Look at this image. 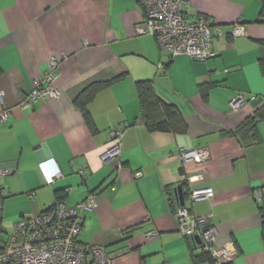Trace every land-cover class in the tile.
Instances as JSON below:
<instances>
[{"label": "crops", "instance_id": "crops-1", "mask_svg": "<svg viewBox=\"0 0 264 264\" xmlns=\"http://www.w3.org/2000/svg\"><path fill=\"white\" fill-rule=\"evenodd\" d=\"M187 12L224 28L215 58H169L154 37L137 35L139 0H0V111H10L0 126V171L9 173L0 176L3 239L59 196L75 207L94 195L81 244L103 247L113 264H194L202 252L175 218L182 186L190 213H212L217 243L236 249L231 264H264V118L247 123L264 114V0H190ZM236 23L245 33L231 37ZM53 59L60 96L24 107ZM144 82L176 110L170 129H152L142 112L136 86ZM95 83L105 86L87 104V122L77 100ZM239 96L245 102L233 112ZM117 128L121 156L103 163ZM181 149H206L209 159L184 164ZM43 163L60 172L52 184ZM198 172L191 188H212L214 197L190 202L185 177Z\"/></svg>", "mask_w": 264, "mask_h": 264}, {"label": "built area", "instance_id": "built-area-1", "mask_svg": "<svg viewBox=\"0 0 264 264\" xmlns=\"http://www.w3.org/2000/svg\"><path fill=\"white\" fill-rule=\"evenodd\" d=\"M144 8L145 18L136 28L139 36L154 37L161 52L169 58L177 54H187L192 59L207 62L217 56L214 46L218 38L225 35L224 28L211 22L205 16L196 20L187 18L190 0H139ZM244 26L236 23L230 27L231 37L244 35ZM57 59L49 64V71L36 81L34 91L24 102V107H31L38 101H44L47 96L58 98L59 89L52 84L57 79ZM3 95L0 92V101ZM245 102L244 96H239L231 103V111L238 110ZM10 111H0V126L7 122ZM124 130L114 129L110 132L112 146L102 155L103 163H108L121 156V140ZM181 161L201 164L209 159L206 149H181ZM48 184L54 183L60 172L49 173L46 163L42 164ZM9 174L0 171V176ZM140 172L135 174L140 178ZM203 179V173H188L185 177L187 198L190 202L210 200L214 197L212 188H194L191 186ZM262 199L261 193H257ZM97 207L96 197L91 195L87 200L75 207H69L63 200L57 202L51 209L38 216L21 219L14 228V233L3 239L0 233V264H113L114 256L103 247H88L79 242V236L84 227V210H94ZM175 218L180 233L192 239L200 251L209 255L212 264H231L237 255L231 244L219 245L216 241L217 231L212 226L213 214L194 216L189 207L179 205ZM147 239L157 237L155 231L149 232ZM199 239V242L198 240Z\"/></svg>", "mask_w": 264, "mask_h": 264}, {"label": "trees", "instance_id": "trees-1", "mask_svg": "<svg viewBox=\"0 0 264 264\" xmlns=\"http://www.w3.org/2000/svg\"><path fill=\"white\" fill-rule=\"evenodd\" d=\"M0 74H1V69H0ZM103 86L105 85H102L100 83H95L89 86L81 94L80 98L77 100V104L80 106L81 111L84 113L87 122H90V118L86 106L90 102V100L94 97L95 93ZM136 88L138 90L139 98L141 100L142 112L144 113V115H146L147 113V115L149 116L148 122L152 127V129L159 131H166L170 129L175 123L176 119H178L177 118L178 114L176 110L170 106L162 104L159 100H157L156 97H154V95L152 94L151 83L149 82L137 83ZM263 118H264V114L259 113L251 117L247 123H250L252 128H254L257 121ZM57 200H58L57 202L63 201L61 199V196H59ZM171 201H173V198H171ZM176 201H177V197H176ZM263 230H264V213H263ZM193 259H194V264H202L203 262H208L209 264H212L211 257L203 253L201 256H195Z\"/></svg>", "mask_w": 264, "mask_h": 264}, {"label": "water", "instance_id": "water-1", "mask_svg": "<svg viewBox=\"0 0 264 264\" xmlns=\"http://www.w3.org/2000/svg\"><path fill=\"white\" fill-rule=\"evenodd\" d=\"M176 191H177V195L179 196V199H180V204L181 205H184L185 204V199H184V190H183V187L182 186H179ZM197 240L199 242V239H197Z\"/></svg>", "mask_w": 264, "mask_h": 264}]
</instances>
